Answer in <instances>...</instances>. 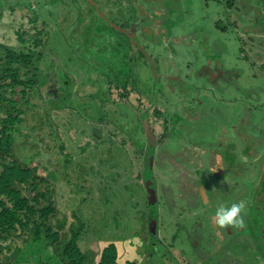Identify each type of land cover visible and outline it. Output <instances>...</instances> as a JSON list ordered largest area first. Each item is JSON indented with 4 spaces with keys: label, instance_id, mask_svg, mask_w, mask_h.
Listing matches in <instances>:
<instances>
[{
    "label": "rangeland",
    "instance_id": "obj_1",
    "mask_svg": "<svg viewBox=\"0 0 264 264\" xmlns=\"http://www.w3.org/2000/svg\"><path fill=\"white\" fill-rule=\"evenodd\" d=\"M105 1L103 12L114 19L124 17L123 22L127 23L124 27H128V33L137 39L134 49L129 47L123 52L127 59H123L120 50L114 49L115 38L119 41L126 38L123 31L113 29L117 33L115 37L105 22H101V15L92 12V3L86 6V0H75L77 11L72 0H6V3L0 0V38L9 45L6 53L0 51V75L8 60L14 57V51L17 54L40 52L43 53L40 71L44 79V82L33 83L29 90L23 81L33 78V70L19 77L13 90L0 92V108L8 106L4 109L6 112L0 110V136L3 133L1 119L6 120L13 114L20 118L25 116L31 123L19 120L11 131L13 151L20 152L25 162L29 160L28 166L34 165L36 175L49 178L48 183L33 178L23 185L20 198L28 200L27 204H17L5 195L0 197L6 201L7 210L13 206L17 208L15 220L13 214L10 215L13 218L11 229L6 223L0 224V264H16L17 259L19 264L35 263L33 259L41 246L40 243L35 246V225L47 219L41 205L50 200L59 206L60 213L69 216L67 226L75 221L71 218L72 213L88 224L78 238L88 259L97 256L98 260L102 247L112 241L123 224L125 229L121 236L143 230L144 219H152V207L143 213L147 198L145 189L139 188L148 181V170L154 161L152 139L155 146L160 145L163 135L158 131L154 133L155 138H151L146 108L143 111L139 105L140 100L147 102L149 95L152 106L162 110V116H157L154 124H160L162 119L168 121L173 115L170 130L173 142L160 147H176L179 134L180 139H188L191 145L198 144L204 154L196 153L192 159L191 147L184 146L187 166L196 165L206 174H217L215 184L222 180L219 174L226 168L220 155L211 148L210 139L204 136V127L195 129L192 122L215 120L216 125L222 124L228 135L236 137L231 139L230 145H237L239 156H246V153L242 149L243 140L238 139L241 131L237 128L246 123V127L253 129V122L264 126V0ZM163 5H168L170 13L176 15L175 25L170 29L169 23L163 24V19L166 20V11L161 9ZM156 19L162 25L154 34H147L145 31L156 24ZM35 38L41 42L40 46L35 45ZM88 39L91 45L86 48L84 59L79 57V52ZM126 41L128 45L129 39ZM207 62H211L212 68L206 67ZM194 63L202 64L197 67ZM22 67L26 69L23 63L14 65L20 73ZM169 71L172 74L167 75ZM175 77L179 78L176 82ZM170 80L172 84H169ZM178 89H183L184 93ZM123 94L125 96L121 98ZM138 94L140 97L135 100ZM242 99L252 104V110L241 102ZM107 103L113 106H106ZM238 113L245 115L244 121L239 120L240 117L235 119ZM190 119V123L184 125L183 122ZM130 125H136L141 132L145 128L148 141L145 147L138 144L134 136L129 139L116 136L118 132L126 133V126ZM262 139H257V143L264 149V135ZM122 143H127L129 149ZM28 155L32 156V161ZM135 156L143 174L137 187L129 176L131 171L137 174L135 166L127 164L128 159L134 160ZM156 159L157 167L164 170L168 165L174 170L162 179L161 172L158 173L155 167L157 178L161 176L163 183L168 177L160 198L157 190L156 206L160 209L157 220L162 226H159L161 235L165 233L161 237H167L153 241L159 254L173 258L176 251L170 243L178 235L179 245L185 232V245L193 250L197 263L200 262L199 252L205 247L211 254L223 250L220 239L227 223L230 224L228 233L234 227L231 216L224 217L226 223L220 225V218L205 213L204 208L210 204L200 192L206 186H201L199 178H195L198 173L171 157L158 154ZM251 161L248 175L253 179L259 176L261 183L258 188L252 187L256 188L255 198L249 199L245 209L244 205L238 209L240 215L236 217L235 226L246 228L235 236L230 250L242 247L247 257L241 263L248 260L247 264H264V252L260 253L257 245L264 241V172L259 174L258 166L263 170L264 167L260 164L262 159L258 161L252 157ZM81 173L85 183L72 181ZM157 178L151 175L154 181ZM82 188L84 192L81 193ZM42 189L48 191L50 200L37 199ZM97 210L101 214L110 210L111 216L108 213L109 217H101ZM0 211L9 216L2 202ZM98 217L102 224L94 227L87 222L89 218L96 220ZM217 225L220 229L216 230ZM146 231L141 232L143 237L149 235ZM259 231H262L261 235ZM194 232L201 236L200 246L191 244ZM88 234H91L90 239ZM72 238L70 235L65 240ZM84 263L89 262L84 260Z\"/></svg>",
    "mask_w": 264,
    "mask_h": 264
},
{
    "label": "crops",
    "instance_id": "obj_2",
    "mask_svg": "<svg viewBox=\"0 0 264 264\" xmlns=\"http://www.w3.org/2000/svg\"><path fill=\"white\" fill-rule=\"evenodd\" d=\"M161 9L163 11H166V20L163 19V24L167 25L169 23V29L171 27H174L175 22H176V15L170 13V9L168 8V5L167 6L163 5V7H161ZM172 20H174V21L172 22ZM154 23H156V24H154V25L152 24L149 27L152 31V34H154V32L157 31L158 26L160 27L162 25V22L159 21L158 19L154 20ZM195 60L196 59L194 58V61ZM202 63H194V64H195V66L199 67V64H202ZM210 64H211V62H207L206 67L212 68ZM211 71H212V69H211ZM169 73L172 74L169 71L167 75H169ZM177 78L178 77L173 78L174 82H176L179 79V78L178 79ZM169 84H172V80H170ZM180 89H178V91L182 92V94H183L184 90L183 89L180 90ZM117 94H118V92H117ZM123 96H125V94H123L121 96V98ZM149 96H151V95H149ZM149 96L147 97L148 101L147 102L144 101L146 106L151 105V101H150ZM139 97L140 96L138 94V97L135 98V100H137ZM140 102H143V100L142 101L140 100ZM241 102L244 103V105L247 108H250V109L252 108V104H250V102L248 100L244 102V100L242 99ZM213 104H214V101H212L211 105H213ZM139 105H140V103H139ZM143 111H144V108H143ZM157 111H160V112H158V113L153 112V116H154V118H152L153 124L155 123L157 116H162V115H160L162 113V110H157ZM228 114H230V113H228ZM170 117L171 118L168 121L165 119H162L160 124H154L158 127L156 133H158V131L160 133H163L162 138H160L161 139L160 145L158 144V146H159L158 151H157L158 154L160 156L162 155L163 157H167V156L171 157L176 162H180L181 164L183 163L186 167H189L192 170H194L195 173H198V174H196L195 178L197 180L199 178V182H200L201 186H206V187H202L200 192L202 193V195L206 199V202L210 204L204 208L205 213L210 215V217H212V218L213 217L220 218L221 219V220L219 219L220 225L226 223L224 217L229 215V216H231V218L234 221V227L230 228L229 233L226 230L229 228L230 224L227 223L226 227H223V232H222L223 235H222L220 240H221V243H222V246L224 247V249L219 250L218 252H216L214 254H211V250L208 247H205L204 248L205 250H202L199 252V255H198V257H200L199 263H197L198 262L197 259L194 258L193 250L190 251L188 249V247L185 245V240H187L185 231H184L185 233L183 235L184 239L182 242L179 243L180 247H181V245H184V247L179 248V245H178L179 241L176 240L178 238V235L176 233H173L172 235H177L176 239H173L172 242H171V240H169L168 242H171L170 244H173L174 249L176 251L175 256L171 259L168 257H165V256H163V258L159 257V261L157 258L152 256L153 251L148 252V258H151V259H149V260H147V258L143 259V257H145V255L143 254V257H142L141 252L138 248L139 247L138 245L141 244L140 243L141 240L135 234L132 235V233H130L131 232L130 231L123 238L122 237L120 239L116 238L117 241L112 240V241H116V243L119 246L117 262L119 264H127V262L129 260H134L137 262V264H232L233 262H237L238 264H247L248 260L245 263H241L243 258L247 257V255L243 252L242 247L241 248L232 247L230 250V246H233V240H234L235 236H237L242 230H244L246 228V227L241 226V228H243V229H241L239 226H237V225L235 226V222L237 219L236 217L238 215H240V212H238V209L242 208L241 205H244V209H245V205H247L249 203V199L252 197L255 198L256 191L254 192V190L256 188H258L259 184L261 183V178L259 176L254 178L255 179L254 180L253 177H251V175L249 177L248 171H250V163L252 162L251 161L252 157L258 161H261V159H262L263 163L261 162L260 164L262 167H264V149L261 148V146L258 145V143H257V139L263 140L262 138L264 135V126L259 125V124L255 125L254 123H256V122H253V125H252L253 129H251L249 127H246V123L243 122L244 124H242L240 128H237L238 131H241V133H240L241 135H239L238 139L243 140L242 143L244 146L242 149L246 153V156H244V155L239 156V154L236 151L237 145L234 143H233V146L230 145L231 139H235L236 137L232 136V135L231 136L228 135L222 124L216 125L215 120L214 121L213 120L212 121L206 120L204 122L202 120H200V122H192V124H194L195 129L197 126H199L201 128L204 127V136L208 137V139H210L211 148L213 149V151L216 154L220 155L219 158L221 159V161L223 162V164L226 168V170L224 172L219 174V178L222 180H219L220 182L215 184V175H217V174H214V175L206 174L203 170L198 169L196 167V165H193V166L188 165L187 166L188 161L185 160L186 157H185L184 146L191 147L192 153H191L190 157L192 159L193 155H195L196 153L201 154V155L204 154V152H200L198 144L191 145L190 141L188 139H185V140L180 139V134H179V141H177L178 143L176 144L177 145L176 147H168V148L167 147H160V146H165L166 144L169 143V141H170V143L173 142L172 140H170L173 137L172 134H170L171 133L170 132L171 123L173 121V115H171ZM238 117H240L239 120L244 121L243 118L245 117V115L240 116L238 113L235 119H237ZM145 118H146L147 126L149 127L150 132H151V125L149 124L150 116L148 113H146ZM190 121H191V119L188 121L186 120L183 123L185 125V124L190 123ZM262 122H264V121H262ZM162 123H164V124H162ZM250 123H251V121H250ZM235 130L236 129H234V131ZM256 131H257V134H256ZM198 140L200 142V137L198 138ZM258 168H260L259 174H261L262 171L264 172V170L261 167L258 166ZM157 170H159L161 172L162 179L164 178L165 174H168V173L172 174L174 172L173 167L169 169L168 165H166L164 168V170L166 171L165 173H164V170L159 166H158ZM249 174H250V172H249ZM161 176L159 177V179L157 178L158 179L157 181H155L157 183L156 186L158 188V197L159 198L162 196L164 184H166L168 181L167 180L168 177H166V181H164L165 183H163L161 180ZM151 181H152V179H151ZM171 184H174V182L171 181ZM252 187H256V188L252 189ZM188 195L191 196V200H195V197L193 195H190V194H188ZM177 202L179 203L180 201L177 200ZM222 205H224V206L222 207ZM225 209H227L226 212H224ZM221 212H223V215H221ZM154 215H155V213H154ZM152 217H153V215H152ZM242 217H244V214ZM222 219L224 222H222ZM123 225H122V227L125 228ZM220 225L216 226V230L218 228L220 229V227H219ZM126 228H127V226H126ZM161 228H162V226H161ZM182 228H184V227H182ZM157 231H158V233L160 232L159 233L160 236H164L165 233H163L161 235L162 230L160 231L158 226H157ZM122 232H123V230L121 229L120 232L115 233V234H120ZM152 234H154V236H158L157 232H155V230L152 231ZM259 234L261 235L262 231H259ZM137 239H139V240H137ZM191 240L193 242H195V243L191 242V244H194V245L197 244V246H200V244H198V242L201 241L200 234H197L196 232H194V234L191 237ZM134 241H137V243L135 244ZM109 242H106L105 246L102 247L101 254H100L98 260H97V256L96 257L92 256L90 259H88L86 257L85 260L89 262L88 264H91V263L99 264L100 263L103 250L109 244ZM164 243L167 244L166 241ZM245 245H247V244H245ZM250 245H248L249 248H250ZM253 245L257 249L256 245L255 244H253ZM257 245L259 246V249L261 250L260 253L264 252V241L262 242V244H257ZM247 249L248 248L246 247V250ZM138 250H139V252H138ZM201 255H202V257H201Z\"/></svg>",
    "mask_w": 264,
    "mask_h": 264
},
{
    "label": "trees",
    "instance_id": "obj_3",
    "mask_svg": "<svg viewBox=\"0 0 264 264\" xmlns=\"http://www.w3.org/2000/svg\"><path fill=\"white\" fill-rule=\"evenodd\" d=\"M87 1V7L88 4L91 5L92 3V7H94V10L92 12H97L100 13L102 11V7L105 6L104 1H97V0H86ZM92 1V2H91ZM95 6L98 7V11L95 8ZM36 17H38V14L35 13ZM37 21V20H36ZM44 22H48L45 21ZM37 29V26H36ZM47 29V27L45 29L42 30V32L44 33L45 30ZM21 41H24L22 38H20ZM40 41L37 40V38H35V45L40 46ZM88 47V46H87ZM81 49L80 53H79V57H82L85 59L84 54L86 52V48ZM1 50V49H0ZM7 47H5V53H6ZM2 55V54H1ZM0 55V56H1ZM43 56V53H38V54H33L32 52L29 53H21V54H17L16 51H14V57L8 60L7 63V67L5 68V70L2 71L1 75H0V91L2 89H6V90H13L15 87L14 85L16 83L19 82L18 78L23 76L24 74H29L31 71L34 70L33 78H30L27 81H23V83H25L28 87L29 90L31 85L33 83L36 82H44L43 79V75L41 74V67L40 64L41 63V58ZM124 58V56H123ZM75 60H78L75 58ZM148 60V59H147ZM16 62H20L26 65V69H24L22 67V72L20 73L19 70H15L14 65ZM147 63V62H146ZM42 66V65H41ZM20 74V75H19ZM15 92V91H14ZM24 93V92H23ZM150 97V101L152 100V96ZM26 103H29L26 102ZM140 106L142 108H146V113L149 114L150 116V121L149 124L151 125V130L153 133H156L158 127L156 125L153 124V112H160L156 110V107L154 108V106H152V103L150 106H146L144 101L143 102H139ZM106 106L112 107L113 104L112 103H107ZM28 107V106H27ZM28 111H30L29 108H27ZM148 110V111H147ZM111 111H115V110H111ZM98 113V112H97ZM103 115H105L106 113H102ZM115 114V113H113ZM28 119H30L29 115H27ZM26 121L27 123H31L29 122L27 119H25V116H23L22 118H20V116H10L9 119H6L5 124L7 123L6 127L3 128V133L0 136V164L2 166V169H0V197L5 195L6 197L9 198L10 201H15L17 204H27L28 200H24L22 198H20L21 192L23 190V187L27 184L30 183V181L35 178L40 179L41 181H46L47 183L49 182V178L48 176H39L35 174V168L34 165H32V167L28 166L29 165V160L28 162H25L22 157L20 156V152H15L13 151V137L11 134V131L13 129L14 124L20 120ZM19 121V122H20ZM10 124V126H9ZM162 127V126H161ZM132 134V135H131ZM146 130L144 128V131L141 132L138 130V127L136 125H130V126H126V133L124 134H120V132H118V135H116L117 137L123 136V139H129V136H134L136 137V140L138 142V144H140L141 146L145 147L148 143V141H146ZM7 142V144H6ZM127 143H129V141H127ZM127 143H122L125 144V148L129 149V145H127ZM158 144L157 146H155L154 149V156H153V168H152V176L157 178V172L159 173L160 171L158 170L156 172V169H158L157 165L158 164ZM24 148V147H22ZM20 151H22V149H20ZM133 151V150H131ZM38 151L34 154V157L37 155ZM132 153H136L135 150ZM29 159L32 158L31 155H28ZM137 156H135V159H131L129 158L127 161V164H129L131 167L134 165L135 169H136V173L134 174L132 171L130 173V178H132L135 182L136 187L139 184V181L142 180V172L141 170H139V163L137 162ZM33 159H31L32 161ZM27 163V164H26ZM155 163V164H154ZM126 164V165H127ZM135 172V171H134ZM76 172H73V174ZM50 174V173H49ZM134 175V177H133ZM83 173H81L80 176L75 177V179H73L72 181L74 182H81V183H85L83 181ZM52 181V179H51ZM152 183L154 185H156L157 183L152 179ZM54 182V181H53ZM19 184V185H15V184ZM24 185V186H23ZM48 186V184H46ZM144 188L145 189V185L144 186H140L139 189ZM84 188H82V190H79L81 193L84 192L83 191ZM158 190V188L156 189ZM76 192V191H75ZM146 193V192H145ZM147 195V194H146ZM1 199V198H0ZM38 200H50V196L48 191H45L44 189H42V192L40 194V197H37ZM158 201V200H157ZM0 202H2L3 207L5 208L6 212H8L9 216L3 212L0 211V224L1 226L3 224H8L9 228L11 229L13 226V218H11L10 215L13 214L14 220L17 216L16 214V206H13L11 209H6V202L5 200H0ZM157 203V202H156ZM41 210L43 211L44 215H47V219L44 221H39L38 223H36L35 225V231H36V241H35V246H39L36 245L38 243L41 244V246H39V251H36L37 256L33 259L35 261V263L33 264H84V260L87 257V251L81 247V244H79V235L84 234V232L86 231V227L88 224H84L82 223L83 221L80 219L79 216H77L76 214L72 213L71 214V218H74L75 221L72 222L69 226H67V219L69 218V216L67 215H63L62 213H60L58 211L59 206L56 204L54 205L51 200L48 204H42L41 205ZM144 208V214L146 213L147 209L150 208L149 202L147 201V205L143 207ZM33 210V209H32ZM158 212L153 215L155 218L154 221H152V219L148 218L147 220L144 219V228L143 230H140L138 232H135V235L141 240V244L138 245L139 250L141 252V256L143 257V254L145 255L144 258H147V260L151 259L148 258V252L150 251L151 246H154V242L151 241V234L152 231L155 230V232H157L156 236V241H160L161 239L167 238V237H161L157 231V226L159 227V219L157 220V216H159L160 213V209H158ZM98 214L101 215V217L107 216L109 217L108 213L111 216V211L110 210H105V212L97 210ZM34 213V212H33ZM36 213V212H35ZM104 213V214H103ZM91 217V215H90ZM101 217L95 218L96 220H92L91 218H89L90 220H88L87 222H91L90 225L92 224V226H96L99 223L102 224L101 222ZM18 219V217H17ZM93 221V223H92ZM109 227V226H108ZM161 227V226H160ZM124 230L125 228H123L121 226L120 230ZM83 230V231H82ZM147 230L146 232L149 233L146 234V237H143V235H141V232ZM118 230H116L117 232ZM115 232V230H114ZM162 232V231H161ZM121 234V233H120ZM120 234H116L112 240H116V238L120 239L121 237L123 238L124 236H121ZM128 234V233H127ZM70 235L73 236L72 239H70L69 241L65 240V238H68ZM94 235V234H93ZM95 236V235H94ZM88 239L91 238V234H88L87 236ZM116 241H110L109 244L104 248L103 253H102V258L100 260L99 264H119L117 262V256H118V244L116 243ZM138 250V252H139ZM153 257L157 258L159 261V257L163 258L162 255L159 254V251L157 249H153ZM21 260V259H20ZM82 260V261H81ZM16 264L18 263V259L16 261ZM127 264H137L136 261L134 260H129L127 262Z\"/></svg>",
    "mask_w": 264,
    "mask_h": 264
},
{
    "label": "water",
    "instance_id": "obj_4",
    "mask_svg": "<svg viewBox=\"0 0 264 264\" xmlns=\"http://www.w3.org/2000/svg\"><path fill=\"white\" fill-rule=\"evenodd\" d=\"M102 1H104V3H105V6H106V4H107V2L105 1V0H102ZM92 2V1H91ZM72 3H73V5H75V10L77 11V10H79V8L77 7V4H74L75 3V0H72ZM105 6H103L102 7V11L100 12V13H97V14H100L101 15V17H100V20H101V22L103 21V22H105V24H106V28L107 29H109V31L110 32H113L114 34H115V37H116V34L117 33H115V31H120L121 32V30L123 31L122 33H124V37H126V38H128L129 39V42H128V45H127V41H126V38H123V41H119V40H116V38L114 39V49H116V50H120L121 51V54L124 56V58L125 59H127V55L126 54H124L123 52H127V48H129V47H133V49H134V47L135 46H137V42H136V38H134V36H132L131 34H129L128 33V31H127V29H128V27L127 28H125L124 26H125V24H127V23H124L123 21H125L126 19L123 17L122 19L121 18H119V17H116L115 19L114 18H110V16H107L104 12H103V8L105 7ZM95 8L97 9V11H98V7L97 6H95ZM97 16V15H96ZM96 18V17H95ZM95 18L93 19V20H95ZM119 21V22H118ZM130 23V22H129ZM123 25V26H122ZM119 26V27H118ZM113 29L115 30V31H113ZM147 34H152V31H151V29L149 28V30L147 31ZM120 36V35H119ZM90 39H88L87 40V42L83 45V48H85V47H87V46H90L91 45V43H90ZM81 49V48H80ZM123 58V59H124ZM143 58H145L146 59V56L145 55H143ZM147 59H149V58H147ZM146 62H147V60H146ZM148 63V62H147ZM147 63H146V65H145V67L147 66ZM150 135H151V138H155V136H154V133L153 132H151L150 133ZM154 142V140L152 139V145H153V147H152V152H153V156H154V149H155V143H153ZM152 168H153V165L151 164V168L148 170V173H149V178H148V181L146 182V184H145V192H146V198H147V201L149 202V205H150V207H152V211H151V213H152V215H154V213L156 214L157 212H158V210H157V186L156 185H154L153 183H152V181H151V175H152ZM156 188V189H155ZM132 198H130V200H131ZM144 207V206H143ZM154 217V216H153ZM152 217V221H154L155 219ZM156 218V217H155ZM152 241H155V239H156V236H154V234H152ZM153 249H156V245H154V246H151V248H150V251H153Z\"/></svg>",
    "mask_w": 264,
    "mask_h": 264
},
{
    "label": "flooded vegetation",
    "instance_id": "obj_5",
    "mask_svg": "<svg viewBox=\"0 0 264 264\" xmlns=\"http://www.w3.org/2000/svg\"><path fill=\"white\" fill-rule=\"evenodd\" d=\"M1 2L3 3H6V0H1ZM3 26H5V24H4V22H3ZM149 29H147V31H148ZM147 31H145V32H147ZM20 39V38H19ZM21 40V39H20ZM8 44H6L5 42H3L2 40H1V38H0V51H2V54L3 53H5V47H7L8 48ZM83 47V46H82ZM81 50V49H80ZM80 53V52H79ZM3 91L4 90H6V89H2ZM2 90L0 91L1 93H2ZM8 92H10V90H6L5 91V93H8ZM3 103L5 102V101H3V100H1ZM8 106L6 105V106H1V108H0V110H4L5 108H7ZM4 112H6L5 110H4ZM11 116H13V117H16L14 114L13 115H11ZM9 117L10 116H8V118H6V119H9ZM1 121H3V123H2V126H3V128L4 127H6V125H7V123L5 124V122H6V120H3V119H1ZM17 123V122H16ZM15 123V124H16ZM8 126V125H7ZM9 126H10V124H9ZM14 127V126H13ZM2 135V134H1ZM14 145V141H13V143H12V146ZM14 149V148H13ZM1 165V164H0ZM1 169H2V166H1ZM150 214H152L151 212H150Z\"/></svg>",
    "mask_w": 264,
    "mask_h": 264
}]
</instances>
